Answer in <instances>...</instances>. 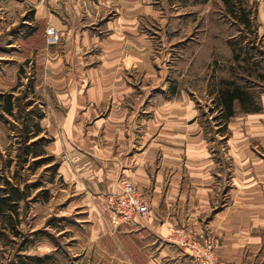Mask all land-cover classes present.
<instances>
[{"label":"crops","instance_id":"crops-1","mask_svg":"<svg viewBox=\"0 0 264 264\" xmlns=\"http://www.w3.org/2000/svg\"><path fill=\"white\" fill-rule=\"evenodd\" d=\"M28 1L30 22L42 30L54 26L61 35L62 43L41 50L36 65L37 85L47 92L40 94L39 137L52 141L48 151L57 158L79 156L62 162L61 177L87 203L117 195L120 178L131 180L150 203L152 216L145 221L119 224L109 213L106 231L120 230L147 246L137 260L146 264L193 262L169 243L172 226L214 234L224 264H264V31L258 48L247 46L242 30H228L225 21L214 33L202 31L216 41L210 52L216 51V74L203 76L213 57L193 54L191 43L176 47L166 36L180 28L178 14L167 13L178 0ZM257 19L264 27V15ZM192 69L202 73L189 74ZM197 82L206 85L221 114L225 90L238 88L244 97L234 100L221 161L210 152V134L194 107L191 85ZM228 172L231 201L220 208L217 185Z\"/></svg>","mask_w":264,"mask_h":264},{"label":"rangeland","instance_id":"rangeland-1","mask_svg":"<svg viewBox=\"0 0 264 264\" xmlns=\"http://www.w3.org/2000/svg\"><path fill=\"white\" fill-rule=\"evenodd\" d=\"M239 1L253 14L251 30L240 27L235 18L229 16L224 0H208L203 5L178 0L176 6L167 7V13L178 14L182 22L177 33L166 34L167 39L177 44L176 47L191 43L193 54L202 53L209 57L211 44L214 43L216 49V41L206 38L204 32L214 33L218 25L225 21L228 30H242L239 38L247 41V46L261 47L264 27L259 24L257 17L259 13L264 15V0ZM159 8L161 10L163 5H159ZM33 16V7L28 0H0V95L12 94L16 99V118L4 115L0 110L3 117L0 119V188H7L5 182L8 181L30 191V198L21 204L18 226L20 235L16 237L7 231L0 238V264H18L20 259L28 264H35L39 259L43 264H146L137 260H142V254L148 252L147 246L130 242L120 234V230L112 234L106 231L108 214L112 213L107 206L106 196L87 203L82 196L74 195L61 177L62 162H76L79 156L72 158L66 153L57 158L52 155L53 152L48 151L52 141L44 136L31 140L29 144L43 149L47 157H54L52 163L43 165L38 159L27 157L24 152L22 139L25 136V124L33 118L41 127L43 104L40 102V94H47L37 85V59L41 50L47 46L53 47L48 44L46 37L47 28L51 25L42 30V26L30 22ZM27 24L33 27H27ZM32 30H36L35 35L29 37ZM153 31L158 32L159 28H152L149 32ZM13 41L16 43L11 47ZM201 42L209 44V50H202L198 45ZM167 48L170 50L173 47L168 45ZM215 49L208 64L210 71H204L203 76L216 72L215 69L211 71L216 58ZM225 60L228 62L227 57ZM188 73L200 75L202 72L192 69ZM205 86L200 82L191 85L197 95L194 107L199 113V121L210 134V152L221 161L227 153L230 137L228 125L222 123L221 113L217 111L216 103L211 102ZM217 187L222 199L219 207H228L231 201L232 172H228L224 183L218 182ZM117 222L122 224L118 218ZM217 242L219 244V240Z\"/></svg>","mask_w":264,"mask_h":264},{"label":"trees","instance_id":"trees-1","mask_svg":"<svg viewBox=\"0 0 264 264\" xmlns=\"http://www.w3.org/2000/svg\"><path fill=\"white\" fill-rule=\"evenodd\" d=\"M224 2L227 5L229 16L234 17L240 27L251 30L252 12L248 10L247 7H245L239 0H236L235 2L224 0ZM236 98L244 99L238 88H228V90H225V92L222 93V102L219 105L222 107V114H220L221 121L225 125H227L230 119L235 115L234 100ZM14 99L15 98L12 94L0 95V110H2L4 115L10 116L12 118H16ZM256 110H258V108H256ZM0 119H3L2 114H0ZM26 124L23 130L25 136L22 139L24 142L23 149L26 153V156L32 157L33 159H38L43 165H49L54 161V157H47V154L43 149L37 148L38 146H34L32 143L29 144L31 140L39 137L42 133L40 124L37 123L33 118L27 121ZM21 136L23 137V133ZM5 183L7 188H0V238L1 236L4 237L7 231H10L16 237H18L20 235L18 226L20 224L19 219L21 216V204L25 203L27 199L30 198V191L27 188L21 189L19 186L11 184L8 181ZM18 264L28 263L20 259ZM35 264L43 263L39 259Z\"/></svg>","mask_w":264,"mask_h":264},{"label":"built area","instance_id":"built-area-1","mask_svg":"<svg viewBox=\"0 0 264 264\" xmlns=\"http://www.w3.org/2000/svg\"><path fill=\"white\" fill-rule=\"evenodd\" d=\"M46 37L50 46L61 42V35L54 26L47 28ZM118 188L119 194L107 196L106 200L109 210L122 224L151 218L152 210L148 199L137 191L131 180L121 178ZM168 241L195 264H224L216 256L218 242L211 233L197 234L187 227L172 226L169 228Z\"/></svg>","mask_w":264,"mask_h":264}]
</instances>
